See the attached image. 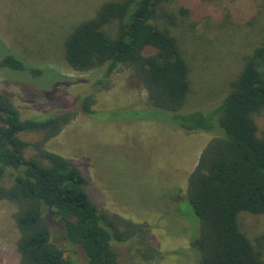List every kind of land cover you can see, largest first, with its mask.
Returning a JSON list of instances; mask_svg holds the SVG:
<instances>
[{
    "label": "rangeland",
    "instance_id": "rangeland-1",
    "mask_svg": "<svg viewBox=\"0 0 264 264\" xmlns=\"http://www.w3.org/2000/svg\"><path fill=\"white\" fill-rule=\"evenodd\" d=\"M106 1L0 0V62L15 54L43 71L33 77L28 71L0 67V91L12 99L23 119L79 109L78 98L84 94L93 95V109L100 114L143 107L146 92L130 69L116 71L108 88L98 87L95 82L103 71H77L65 59L68 36ZM153 23L178 39L190 65L191 91L183 110L208 113L231 90L245 58L264 44V0H168ZM96 116L79 112L43 147L82 170L89 181L87 191L100 210L144 228L135 239L115 243L120 264H195L192 239L200 221L185 193L211 136L185 133L177 125L155 120L109 121ZM255 119L258 136L264 139V110ZM21 137L31 144L43 139L38 132ZM26 155L39 158V151L31 146ZM11 179L8 174L4 183L10 185ZM16 212L14 203L0 201V264H19ZM239 215L241 230L264 257V214ZM50 222L53 240L70 249L77 264H86L62 225ZM150 248L156 251L153 258Z\"/></svg>",
    "mask_w": 264,
    "mask_h": 264
},
{
    "label": "trees",
    "instance_id": "trees-1",
    "mask_svg": "<svg viewBox=\"0 0 264 264\" xmlns=\"http://www.w3.org/2000/svg\"><path fill=\"white\" fill-rule=\"evenodd\" d=\"M166 1H106L65 43L71 68L103 71L95 86L108 88L116 71L130 69L146 92L143 107L100 114L93 109V95L84 94L78 98L79 109L23 119L12 99L0 91V201L17 206L19 264H77L72 251L53 240L51 219L62 225L86 264H120L115 243L133 240L144 230L100 210L87 191L89 181L82 170L43 147L79 112L109 121L155 120L177 125L185 133L209 134L185 193L200 221L192 239L195 264H264L263 253L239 223L241 212L264 214V139L258 136L255 119L264 110V44L245 58L217 108L208 113L187 112L183 107L191 91L190 65L178 39L153 23ZM0 67L28 71L33 77L43 72L15 54L6 55ZM30 132L41 133L43 139L31 144L21 137ZM31 146L39 151V158L27 157ZM8 174L10 185L4 183ZM150 249L153 258L156 251Z\"/></svg>",
    "mask_w": 264,
    "mask_h": 264
}]
</instances>
